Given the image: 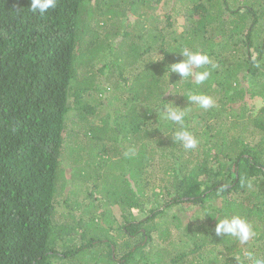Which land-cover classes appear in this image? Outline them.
<instances>
[{
	"label": "trees",
	"instance_id": "trees-1",
	"mask_svg": "<svg viewBox=\"0 0 264 264\" xmlns=\"http://www.w3.org/2000/svg\"><path fill=\"white\" fill-rule=\"evenodd\" d=\"M30 2L0 0V264L264 260V0H57L43 15ZM185 48L209 56L193 70L204 83L168 71ZM171 106L196 148L174 140ZM124 152L121 186L85 175L103 184ZM186 203L177 234L160 230ZM234 215L247 244L213 231Z\"/></svg>",
	"mask_w": 264,
	"mask_h": 264
},
{
	"label": "clouds",
	"instance_id": "clouds-1",
	"mask_svg": "<svg viewBox=\"0 0 264 264\" xmlns=\"http://www.w3.org/2000/svg\"><path fill=\"white\" fill-rule=\"evenodd\" d=\"M57 0H31L30 10L34 14H45L49 9L56 7ZM182 59L168 66V71L179 75L180 79H186L194 76L197 85L204 83L210 76V72L200 71L194 72V69H199L204 65H209L211 60L209 56L201 52H193L187 48L183 49L179 54ZM188 101L191 104L199 105L203 109H208L214 106V101L210 96L203 94L188 95ZM163 118L175 124L181 125V129L174 133V140L180 143L185 149H194L198 141L196 138L183 127V122L186 113L176 106L161 108ZM251 187V184H249ZM214 233L218 237L231 236L239 240L241 244H247L254 239L256 233L248 221L238 215L225 217L215 223ZM248 259L253 258V253L245 252ZM254 264H264V260H255Z\"/></svg>",
	"mask_w": 264,
	"mask_h": 264
},
{
	"label": "rangeland",
	"instance_id": "rangeland-1",
	"mask_svg": "<svg viewBox=\"0 0 264 264\" xmlns=\"http://www.w3.org/2000/svg\"><path fill=\"white\" fill-rule=\"evenodd\" d=\"M179 30H181V29H179ZM67 126H68V128H71V126L69 124H67ZM66 131H67V128H66ZM114 147L116 148V150H120V144L119 143H115ZM128 154L129 153H125L124 152V153L120 154L119 156H117L116 158L112 159V162L109 164V166L111 165L110 168H109V172L106 173V175L109 177V179L106 176H103L102 177V179H104V180H102L104 182L103 184L99 183L100 180H97V177H96V176H99V174L95 175L93 170L86 171L85 175L88 176L91 180H93L94 184L98 183V185L100 186L101 189L103 187H108V186H111L109 188H117L118 186H121V184L117 180L116 177L119 174H123V175L126 174L127 175V173H126V165L125 164H126V157H127ZM64 171L66 173H68L69 172V167L64 168ZM75 187H78V188H80L82 190V187H84V185L79 182L78 185L75 186ZM151 188H153L152 185H151ZM98 189H96V190L99 191ZM92 190L93 189H90L89 191L92 192ZM117 191H118V189H117ZM81 193H83V190L82 191H80V190H76L75 191V193L73 195V200H72L73 201L72 202L73 205L74 204H78L79 202H81V198H82L81 197L82 196ZM96 195H98V194H94V196H96ZM98 196L100 197L101 195H98ZM90 201L87 199V200H85V203L88 204V203H90ZM69 202H71V201H69ZM102 204H105V202L102 203ZM160 207L161 206H159V209H163V208H160ZM106 208L107 209H115V210H117V208H115V207H113V208L112 207H106ZM153 209H154V205L150 204L149 206L146 207L147 211L145 213L149 214V211H151ZM188 209L189 208H188V204L187 203L186 204H180V205L168 208L166 210L167 212H165L166 214H165V216L163 218H161L160 220L156 219V223H157L158 227L160 228V230H162L164 228V226L167 225V222H168L169 228L171 229V231H174L173 235L175 236V234H177L178 231L177 230L175 231L173 229L171 223L169 222V220L171 219L170 217L173 216V215H175V216L180 215V216H184L185 217L186 212H187ZM134 214L137 215L138 218L141 216V215H139L138 212H135ZM108 236H111V233L108 234ZM115 236H117V235H115ZM160 248L161 247L157 248V250L161 251Z\"/></svg>",
	"mask_w": 264,
	"mask_h": 264
},
{
	"label": "water",
	"instance_id": "water-1",
	"mask_svg": "<svg viewBox=\"0 0 264 264\" xmlns=\"http://www.w3.org/2000/svg\"><path fill=\"white\" fill-rule=\"evenodd\" d=\"M112 248V250L114 249L113 247H111Z\"/></svg>",
	"mask_w": 264,
	"mask_h": 264
}]
</instances>
